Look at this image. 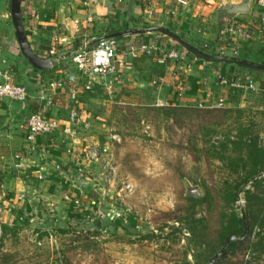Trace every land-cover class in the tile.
Listing matches in <instances>:
<instances>
[{"label":"rangeland","instance_id":"obj_1","mask_svg":"<svg viewBox=\"0 0 264 264\" xmlns=\"http://www.w3.org/2000/svg\"><path fill=\"white\" fill-rule=\"evenodd\" d=\"M3 8L12 31L10 0ZM89 106L96 117L90 131L108 150L90 163L87 198L67 204L56 192V211L48 212L37 197L44 220L35 213L0 215V264H206L242 208L258 213L264 206L247 200L244 191L255 190L250 184L241 183L236 202L229 195L250 167L241 133L248 129L245 139L257 136L264 149V88L217 106L233 110L227 114L191 107L169 115L170 106L140 98L94 99ZM260 231L254 227L245 253L229 246L221 261L264 264Z\"/></svg>","mask_w":264,"mask_h":264},{"label":"crops","instance_id":"obj_2","mask_svg":"<svg viewBox=\"0 0 264 264\" xmlns=\"http://www.w3.org/2000/svg\"><path fill=\"white\" fill-rule=\"evenodd\" d=\"M6 1L0 0V71H11L15 82L25 85L32 97L28 101L0 98V215L39 214L43 208L34 205L37 197L45 201L48 212H54L56 201L52 196L56 192L67 204L68 198L81 202L87 198L90 188L87 174L93 161H85L83 151L94 144L101 146L90 131L96 117L89 103L94 99L116 98L127 103L140 98L160 106L205 108L233 104V89L223 84L221 77L256 75L258 87L264 88V72L232 63L201 60L175 39L157 31L118 37L116 70L101 83L93 80L90 89H86L89 79H80L77 104L70 97L72 82L67 79L77 74L68 53L79 46L86 42L92 45L98 37L114 32L153 26L168 28L196 47L205 42L214 47L230 43L237 49V57L261 63L264 61V21L258 14L256 0L251 13L237 17L218 10L226 0H99L92 7L84 6L82 0H23L22 17L28 40L37 54L54 61L49 69L34 67L20 47L12 44V32L14 37L16 34L15 29L10 31L5 20ZM233 22L241 24L246 35L229 32L227 26ZM11 27L14 28L13 23ZM142 41L176 47L183 58L162 64L158 55L131 57L130 45ZM60 79L64 86L52 88L51 83ZM40 93L51 98V104H40L37 100ZM221 99L224 102L219 105ZM37 110H43L58 126L49 134L39 135L33 145L27 141V120ZM74 110L79 113V120H71ZM79 178L88 181L84 193L73 185ZM38 214L37 218L45 219Z\"/></svg>","mask_w":264,"mask_h":264},{"label":"built area","instance_id":"obj_3","mask_svg":"<svg viewBox=\"0 0 264 264\" xmlns=\"http://www.w3.org/2000/svg\"><path fill=\"white\" fill-rule=\"evenodd\" d=\"M99 0H82L84 6L92 7L96 5ZM258 5V14L264 21V0H256ZM227 30L233 34H244V27L241 24L230 23L227 26ZM250 35H248L249 37ZM58 39V38H57ZM205 47L206 52L216 53L221 55L237 56L238 51L233 48L230 43L220 44L216 47L208 42L202 44ZM120 46V41L118 38H101L94 44L90 45L87 42L79 46L76 49L75 54L72 55L73 61L77 68V74L69 75L67 79L72 82L69 87L70 97L75 104L78 103V83L80 79H89L86 89L92 88L94 76L98 75L101 77V82L105 81L107 76L114 72L115 69V58L117 55V49ZM231 51L230 54L228 52ZM51 53H54L52 50ZM128 54L137 58L141 55L145 56H156L158 55V61L160 63H167L168 61L174 60L179 61L183 58L182 52L176 47H169L166 45H161L160 43L142 41L140 43L131 44L128 50ZM100 82V83H101ZM221 82L225 85L230 86L233 90L242 91L246 94L251 91L258 90V83L253 76H238L232 79L221 77ZM52 88H62L64 82L60 79L58 81L51 83ZM31 94L27 87L23 84L17 83L14 80V75L11 71H0V98H8L13 101H28L31 98ZM38 102L51 104V98L49 99L45 94L40 93L38 96ZM223 99L219 101V105H222ZM202 108L201 105L198 106ZM81 117L79 113L74 110L71 113V120H79ZM57 121L48 118L43 110H37L29 115L27 120V141L33 145L36 144L37 137L39 135H46L51 133L55 128H57ZM108 150V146L101 147L100 145L88 146L83 151V158L87 162H92L98 160L101 155H104ZM82 168V167H81ZM79 167L80 173L82 169ZM83 173V172H82ZM130 187V185H128ZM68 198V197H66ZM69 199V198H68ZM76 205L81 203L80 199H75L73 201ZM37 215V212L35 213ZM1 231V225H0Z\"/></svg>","mask_w":264,"mask_h":264},{"label":"water","instance_id":"obj_4","mask_svg":"<svg viewBox=\"0 0 264 264\" xmlns=\"http://www.w3.org/2000/svg\"><path fill=\"white\" fill-rule=\"evenodd\" d=\"M22 1L23 0H11V7H10V14L11 20L15 29L16 38L21 50V53L29 60V62L38 69H49L52 67L54 61L51 58L43 57L37 54L31 47L30 42L28 40L25 26L22 19ZM252 3L253 0H226L222 2L218 6V10L231 16L237 17L240 14H247L251 13L252 11ZM151 31L161 32L171 38L175 39L181 46H183L187 51L192 53L199 59L205 61H216V62H223V63H232L247 67L249 69H254L257 71L264 72V64L252 60H248L245 58L237 57V56H230V55H221L216 53H208L195 45L184 40L178 33L171 31L168 28L161 27V26H153L150 28L145 29H128L126 31L114 32L102 37H98L94 42H97L101 38H111V37H121L127 34L133 33H147ZM76 50L71 51L68 53V56H72L75 54ZM95 81L101 82V77L98 75L94 76ZM73 185L79 188L82 193H84L88 186V181H83L82 179H75L73 181ZM194 197H199V195H194ZM242 218L245 219V210L242 208L241 210ZM100 225V223H98ZM249 234V225H245L244 233L242 236L230 235L226 239L224 245L221 247L219 251H217L213 257L206 263V264H218L223 258L229 255L227 248L233 241L242 242Z\"/></svg>","mask_w":264,"mask_h":264},{"label":"trees","instance_id":"obj_5","mask_svg":"<svg viewBox=\"0 0 264 264\" xmlns=\"http://www.w3.org/2000/svg\"><path fill=\"white\" fill-rule=\"evenodd\" d=\"M22 19H23V17H22ZM25 31H26V29H25ZM26 34L28 35V31H26ZM198 48L205 50V47H203L202 44H201V46H198ZM261 63L264 64V61H261ZM225 64H228V63H225ZM242 68H244V67H242ZM249 70L252 71L254 69H249ZM254 71L259 72L257 70H254ZM232 92H233V96H232L231 102L238 104L239 103V95H242L243 92L239 91V90H233ZM191 107H193V106L176 105V106H170L169 108H166V110H167V113L169 115H176V113L179 110H188V108H191ZM194 107L197 108L196 106H194ZM204 109L205 110H203V112H206L207 114H211V115H214V114L217 115L219 112H224V111H226L225 113L227 114L228 112L233 111L231 108H221V107H205ZM235 109H236V111L242 112V109L240 107H236ZM246 130H247L246 132L241 133L240 140H242L243 143L246 145V155L245 156H247V160H248V162H250V167H249V169H246V167H245V171L242 173V176H243L242 182L236 183L234 186L232 185V187H231L232 190L229 192V195H230L231 201L236 202L238 200L239 191H244L243 187H241V183H242V186L246 185V184H250L252 187L255 188V190L252 191L251 189H246L244 191L247 194V196H246L247 200L252 201L253 199H256L258 204L264 205V189H262V187H261L264 178L263 179L257 178V177L262 176L264 173V149L259 147L258 141H257V139H258L257 136L253 137L252 139H249L250 137L245 139V137L250 136L248 129H246ZM244 135H246V136L244 137ZM241 160L244 161V164L246 163V160H244L243 157ZM260 194H262V195H260ZM186 198L189 201L191 200L192 203L197 202L193 198H190V197H186ZM244 210H245V219H243L241 216L240 218L235 219L236 223H229L227 226L224 227V234L223 235H224L225 239H227L228 236H230V235H236V236L240 237L244 233L245 225H249V234L246 237V239L241 244L238 243L237 241H233L229 245L230 247H234V248L239 246L238 251H244V253H245L246 249H248V247L250 245V237L254 231L255 226H258L261 229V231L259 232V234L261 235L259 241H262L264 239V206L258 210V213H255L252 209H249V208H247V209L244 208ZM239 222H240V225H239ZM223 262H226L227 264H244L245 261H244V259H242V260L228 259L226 261H220L218 264H222Z\"/></svg>","mask_w":264,"mask_h":264},{"label":"flooded vegetation","instance_id":"obj_6","mask_svg":"<svg viewBox=\"0 0 264 264\" xmlns=\"http://www.w3.org/2000/svg\"><path fill=\"white\" fill-rule=\"evenodd\" d=\"M244 240H245V239H244ZM244 240H243V241H244ZM243 241H242V242H243ZM237 242H238V241H237ZM242 242H238V243H240V244H241ZM240 244H239V245H240ZM236 248H237V250H238V249H239V246H237Z\"/></svg>","mask_w":264,"mask_h":264}]
</instances>
